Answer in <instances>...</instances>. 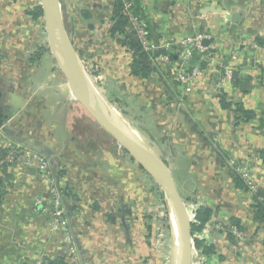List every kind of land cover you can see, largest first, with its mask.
I'll return each instance as SVG.
<instances>
[{
	"label": "crops",
	"instance_id": "crops-1",
	"mask_svg": "<svg viewBox=\"0 0 264 264\" xmlns=\"http://www.w3.org/2000/svg\"><path fill=\"white\" fill-rule=\"evenodd\" d=\"M113 3L59 0L98 106L157 150L186 204L199 205L196 212L202 205L210 208L197 233L205 230L204 241L214 248L205 264H264V222L255 218L262 193L238 185L234 170L246 167L264 186V0H137L152 42L162 51L148 58L147 77L130 73L131 53L110 33ZM38 5L39 0H0V99L18 109L5 124L25 138L2 128L0 148L11 140L52 150L51 162L68 192L65 217L78 264H166L153 246L161 186L74 99L46 45L43 18L32 12ZM203 32L208 36L202 45L211 54L205 65L203 51L181 44ZM196 67L199 73L186 91L175 71ZM225 70L231 78L222 82ZM218 89L252 110L254 118L236 123L232 110L221 107ZM57 106L62 126L54 117ZM34 140L41 145H32ZM7 168L10 179L0 182V264L68 257L64 231L50 230L47 179L31 166ZM232 225L240 238L230 233Z\"/></svg>",
	"mask_w": 264,
	"mask_h": 264
},
{
	"label": "water",
	"instance_id": "water-1",
	"mask_svg": "<svg viewBox=\"0 0 264 264\" xmlns=\"http://www.w3.org/2000/svg\"><path fill=\"white\" fill-rule=\"evenodd\" d=\"M45 17L47 19L46 30L51 44V50L58 57L62 72L64 73L71 92L78 101L83 105L87 112L122 146L130 156L137 161L155 180L160 183L169 195L172 212L176 221L179 232V258L178 264H191L192 261V230L191 220L186 214V205L175 184L174 177L170 167L162 161L150 148L142 144L138 139L126 136L112 122L111 116L103 112L98 106L97 93L93 83L87 75L86 69L74 48L68 33L65 29L62 10L59 0H41L40 3ZM233 15L232 20H235ZM56 52H60V56ZM90 88V92H89ZM0 92V98H1ZM13 103V102H12ZM9 108V112H5ZM18 109L14 106L2 104L0 99V125L3 131L9 136H16L17 139L24 141L22 135L17 134L14 129L8 126L6 120L9 116L14 115ZM34 146L41 145V142L34 140ZM41 149L52 157L53 153L48 147L41 145Z\"/></svg>",
	"mask_w": 264,
	"mask_h": 264
},
{
	"label": "built area",
	"instance_id": "built-area-1",
	"mask_svg": "<svg viewBox=\"0 0 264 264\" xmlns=\"http://www.w3.org/2000/svg\"><path fill=\"white\" fill-rule=\"evenodd\" d=\"M40 3V1H39ZM133 2L129 0L123 1L122 12L128 20L129 27L134 37L138 40L142 50L148 54H153L160 50L159 46H155L150 37V31L147 26V22L144 18H141L138 14L134 13ZM208 36V33H197L194 37H188L181 42L183 46L193 44L195 48L204 52L203 61L207 63L211 59L210 50L207 46L202 45V40ZM160 55V54H159ZM161 58L168 60L169 56L161 54ZM199 73V67L193 68L191 71L178 68L175 71V79L181 85H183L186 91L190 90V83L193 78ZM231 78V70H225L222 82ZM7 121V120H6ZM3 134L2 127L0 126V135ZM3 148L6 149L5 155L0 158V172L4 167H8L15 163H19L24 166L34 167L43 177L49 182L48 200L52 211V222L50 224V230L56 233L60 230L64 231L66 236V254L70 261L69 264H78L79 256L78 250L75 244L73 235L69 229L68 220L65 217V204H64V192L61 186V178L55 172L54 165L51 162L52 157H49L46 153L33 146L24 145L20 141L6 140ZM235 173L241 178L244 186L253 194L259 192L262 193V203L264 206V186L252 179L249 170L246 167L234 166ZM1 178L2 174L0 175ZM4 179V178H3ZM40 201H37L38 204ZM186 208L189 209L191 223L196 221V208H192L191 205L186 204ZM230 233L234 239L240 238V232L236 226L230 227ZM205 230L197 236L204 239ZM67 257V258H68ZM29 264H45L43 257H36L29 261ZM191 264H205V254L201 250H198L192 241V261Z\"/></svg>",
	"mask_w": 264,
	"mask_h": 264
},
{
	"label": "trees",
	"instance_id": "trees-1",
	"mask_svg": "<svg viewBox=\"0 0 264 264\" xmlns=\"http://www.w3.org/2000/svg\"><path fill=\"white\" fill-rule=\"evenodd\" d=\"M123 1L124 0H114L112 6L113 10L111 14V20H113V24L110 28V33L114 36H117V38H119L120 43L124 45L126 49L131 53V61L129 63L130 73L136 76L147 77L150 72V65L148 58L151 55L157 56L162 51L158 50L157 52H153V54H148L142 50L138 40L134 37L133 33L131 32V28L129 27L127 18L122 12ZM129 1H132L134 4L133 5L134 13L138 14L141 18H144V16L141 14V9L137 3V0H129ZM32 12L35 16H40L42 14V8L40 7V5H38L32 10ZM150 37H151V33H150ZM202 65H205L204 61L202 62ZM217 95L221 107L224 109L232 110L236 123L240 121H248L254 118V112L252 110L245 108L243 104L240 102H233L231 99L227 97V93L224 90L218 89ZM5 153H6V149L1 147L0 158L3 157ZM7 169H8L7 167H4L0 172V175L2 174V177L9 178V173ZM55 172L58 175V177L61 178L62 172L57 169H55ZM235 175H236L237 184L245 188L241 178L237 174ZM3 181H5V178L3 179L0 177V182L2 183ZM63 192L65 196L67 191L63 190ZM210 215H211L210 208L202 205L198 208L196 212V221L191 223L194 245L198 250H201L202 253L204 254L212 253L214 251V248L212 245H207L203 238L197 236V233L202 230L203 226L207 223L208 219L210 218ZM255 218L261 219L264 222V206L262 200L261 203L256 205ZM233 222L234 225L239 227L238 220H233ZM44 260H45V264H69L68 258L63 256H58L56 258L44 257Z\"/></svg>",
	"mask_w": 264,
	"mask_h": 264
},
{
	"label": "rangeland",
	"instance_id": "rangeland-1",
	"mask_svg": "<svg viewBox=\"0 0 264 264\" xmlns=\"http://www.w3.org/2000/svg\"><path fill=\"white\" fill-rule=\"evenodd\" d=\"M39 1L41 3V0H39ZM40 7H41V5H40ZM41 16L43 18V22L46 25L47 19L45 17V13H44L43 9H42ZM46 45H48L49 50L52 51L51 55L54 57L59 69L61 70L59 62L57 60L58 57L56 56V54H54L53 50H51L52 48H51V44H50L48 34H47V44ZM73 97L76 101H78V99L75 97V95ZM101 110L104 112V108H102ZM54 117L57 120H59V125L62 126L63 113H62V111H60V107H58V106L55 108ZM87 120L88 119L86 117L80 116L78 121L86 123ZM94 121H96V120L94 119ZM96 123H98V122L96 121ZM139 138H141V136ZM96 139L98 140L97 137H96ZM119 147L121 150L125 151L128 155H130L122 146L119 145ZM151 150L154 153L157 152V150H155V149L154 150L151 149ZM142 169H144V168L142 167ZM147 173H148L149 177H151L152 182L154 181V183L156 184V187L159 188L160 183L157 180H155V178L149 172H147ZM161 195L162 196L157 199L158 200L157 204L154 206V213L156 214V216L154 217L153 224H152L153 225L152 228L154 230L153 246H154V250H156V252L159 254L160 258L163 259L166 262V264H169V263L175 264V262L172 260L173 253L175 254L174 250H175L176 244L174 241V233H173L174 229H173V225H172L171 217H170V206H169L170 200H169L168 193L166 192V190L163 187H161Z\"/></svg>",
	"mask_w": 264,
	"mask_h": 264
},
{
	"label": "bare ground",
	"instance_id": "bare-ground-1",
	"mask_svg": "<svg viewBox=\"0 0 264 264\" xmlns=\"http://www.w3.org/2000/svg\"><path fill=\"white\" fill-rule=\"evenodd\" d=\"M57 53V55H59L60 56V52H56ZM60 59H62L61 58V56H60ZM60 65V64H59ZM69 87V86H68ZM70 88V87H69ZM110 109V108H109ZM108 109V110H109ZM110 111H112V110H109V112ZM113 112V111H112ZM111 114V113H110ZM112 114H114V115H112L111 116V120H112V122L117 126V128L122 132V133H124L126 136H132L133 138H135V139H137L136 138V135L134 134V133H132V131H129L130 129H128L129 128V126H126L125 125V123L122 121V119L117 115V114H115V113H112ZM122 118H124V117H122ZM130 123V122H129ZM128 136V137H129ZM131 137V138H132ZM170 217H171V222H172V225H173V229H174V241H175V244H176V247H175V250H174V252H175V254L173 253V256H172V260L175 262V264H178V258H179V232H178V228H177V225H176V221H175V218H174V214H173V212H172V208H171V203H170ZM186 211H187V215H188V217L190 218V213H189V210H187L186 209ZM170 264V263H169Z\"/></svg>",
	"mask_w": 264,
	"mask_h": 264
}]
</instances>
